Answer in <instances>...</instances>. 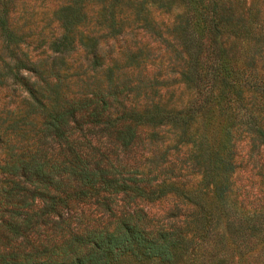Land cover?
<instances>
[{"label":"trees","instance_id":"1","mask_svg":"<svg viewBox=\"0 0 264 264\" xmlns=\"http://www.w3.org/2000/svg\"><path fill=\"white\" fill-rule=\"evenodd\" d=\"M0 264H264V0H0Z\"/></svg>","mask_w":264,"mask_h":264},{"label":"rangeland","instance_id":"2","mask_svg":"<svg viewBox=\"0 0 264 264\" xmlns=\"http://www.w3.org/2000/svg\"><path fill=\"white\" fill-rule=\"evenodd\" d=\"M186 95H187V91H185V93H182V99H184V97H186ZM242 151H244V150H242ZM238 173H241V172H238ZM242 175H244V173H242Z\"/></svg>","mask_w":264,"mask_h":264}]
</instances>
